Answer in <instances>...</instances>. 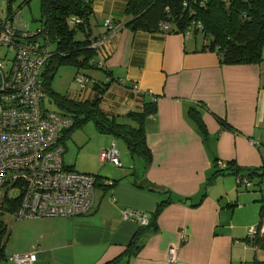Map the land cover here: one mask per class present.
Listing matches in <instances>:
<instances>
[{"label": "crops", "instance_id": "0c3cea01", "mask_svg": "<svg viewBox=\"0 0 264 264\" xmlns=\"http://www.w3.org/2000/svg\"><path fill=\"white\" fill-rule=\"evenodd\" d=\"M126 3L93 0L91 38L108 33L107 20L116 21L117 30L95 54L105 69L84 72L87 87L69 96L82 101L101 96L100 109L121 123H130L131 112L141 111L156 96L157 112L145 122L152 163L143 173L140 161L134 179L170 191L175 202L162 211L157 232L144 231L135 238L140 247L136 250L132 240L139 226L124 212H138L149 221L168 196L135 188L129 173L119 178L116 187L99 195L97 190L94 210L87 216L43 218L23 225L11 217L12 226L17 224L12 236L15 246L7 250L9 232L6 255L36 252L35 264H168L169 250L175 248V264L264 260L259 255L263 250L254 246L250 236L260 222L264 185L259 194L254 187L244 189L230 175L205 188L215 173L214 159L219 164L234 162L239 168H264V59L260 64L225 66L214 52H199V36L133 32L127 27ZM97 84L107 85L103 95L99 92L104 87L96 90ZM195 103L205 108L207 139L186 118ZM215 116L237 132L222 129ZM111 140H103L101 148L115 142L120 160L129 164L126 145L119 147L116 139ZM107 193L110 200L102 199ZM5 262L11 264L0 258V264Z\"/></svg>", "mask_w": 264, "mask_h": 264}, {"label": "trees", "instance_id": "16d2710c", "mask_svg": "<svg viewBox=\"0 0 264 264\" xmlns=\"http://www.w3.org/2000/svg\"><path fill=\"white\" fill-rule=\"evenodd\" d=\"M7 1L9 6L6 21L9 20L14 23V15L19 14V12H12V5L16 0ZM28 2L29 0H26L23 5L28 4ZM126 2L125 15L130 18L127 27L133 32L199 36L202 39V47L199 52H214L220 64L225 66L260 64L264 59V0H126ZM22 7L19 6V9ZM40 13V26L35 30V32H39L33 40L37 39L40 43L45 41L46 46L49 45V56H51L42 72L44 85L51 102L59 108L58 111L62 115L72 118L74 124L64 134L61 142L66 146L67 141L71 139L76 130L83 129L88 122H93L100 134L122 140L132 159L142 161V172L146 173L153 157L146 141L145 122L157 112L156 96H153L151 101L146 102L141 111L131 112L130 119H128L130 123H121L117 118H110L100 109L101 96L93 101L74 100L53 91L51 86L53 79L62 67H73L77 74L81 73L86 79L84 72L104 70L105 65L96 62L95 54L98 48H94V46L97 42L108 40L112 36L111 34H115L117 22L113 20L115 29L107 28L108 33L103 37L91 38L90 20L94 15L93 0H40ZM18 27L22 32H29L28 29ZM77 33H82L84 39L77 40ZM16 36L23 38L21 34ZM23 39L31 42L29 38ZM111 81H113L112 78L108 79L106 84L108 85V82ZM88 83L89 80L87 79L86 87ZM96 86H98L95 87L96 90L104 87L99 92V95H103L106 86L100 84ZM202 107L200 103H195L194 106L189 107L186 118L200 135L207 139L209 133L203 120L202 109L205 110V108ZM215 118L222 129L237 132L224 119L218 116ZM213 167L215 173L205 188L214 184L219 177L231 175L241 178L238 185L243 186L244 189L251 190L254 187L252 189L254 192L259 194L263 192L264 168H239L235 166L234 162L225 163V167L222 168L218 159H214ZM70 168L76 171L73 167ZM132 170L133 172L129 177L135 180H132L135 188L158 194L164 193L168 196L152 212L149 224L145 227H139L138 233L132 240V244L137 250L140 247L134 241L135 238L137 239L144 231L157 232L159 216L166 205L174 203L175 199L172 198L171 192L166 189L150 183L139 184L138 180L134 179L138 170L135 168ZM84 174L96 176V192L99 189L104 191L107 188H114L122 181L121 179L110 180L107 177L92 173ZM244 180L251 183L252 187L249 188L247 184H244ZM19 203L20 201L17 199L13 202L6 201L4 205L0 206L3 211L0 214V258L3 260H7L5 249L8 230L1 219L7 214L12 217L18 209ZM263 227L264 197L260 200V222L255 234L250 235L254 238V246L262 250H264V235L261 233ZM253 264H264V260L255 259Z\"/></svg>", "mask_w": 264, "mask_h": 264}, {"label": "built area", "instance_id": "2783aa9c", "mask_svg": "<svg viewBox=\"0 0 264 264\" xmlns=\"http://www.w3.org/2000/svg\"><path fill=\"white\" fill-rule=\"evenodd\" d=\"M105 26L115 29L113 20H107ZM20 30L9 20L0 24V47L14 51L11 60L0 58V206L19 199L12 216L16 221L87 216L95 207L96 176L73 171L64 163L66 150L61 139L74 124L72 118L48 107L51 100L42 72L51 57L49 45L33 40L39 31ZM105 41L97 42L94 48ZM76 82L83 90L87 79L78 73ZM134 91H138L136 87ZM100 159L121 167L115 142L102 150ZM219 165L225 167L224 163ZM243 182L252 187L248 181ZM124 215L139 227L149 224L146 216L138 212L126 210ZM185 240L184 235L182 241ZM6 258L11 264H35L37 253ZM176 262L177 250L171 248L168 264Z\"/></svg>", "mask_w": 264, "mask_h": 264}, {"label": "rangeland", "instance_id": "374dc122", "mask_svg": "<svg viewBox=\"0 0 264 264\" xmlns=\"http://www.w3.org/2000/svg\"><path fill=\"white\" fill-rule=\"evenodd\" d=\"M26 0H16L12 5V12L19 14L14 18V23L17 26H21L24 29H28L29 32H35L37 28H39L40 23L39 19L41 16L40 13V0H29L28 4H24ZM8 1L0 0V22L6 21L8 16ZM19 6H23L19 9ZM19 10V11H18ZM77 40H83V34L77 33ZM14 57V51L12 49H7L4 47H0V58L3 60H11ZM76 69L73 67H62L58 71L57 75L52 81V89L60 95L69 96L70 94L79 93L81 91L80 85L75 81ZM70 98V96H69ZM48 107L52 110H59V108L51 102L48 104ZM113 139L111 136L100 134L93 122H88V124L80 130H76L73 134L72 138L67 141L66 144V152L63 156L64 163L68 167H73L74 170L80 173H92L95 175H101L109 178L110 180H119L120 177L131 174L133 172L132 168L138 167L140 165V160L132 159L128 151L127 155L130 158L129 164H126L123 159H121L122 167H116L110 162H102L100 161V151L101 149L109 148H101V143L103 140H111ZM119 147L125 146L122 140H117ZM112 142V140H111ZM126 149V146L123 149ZM127 150V149H126ZM135 166V167H134ZM251 188V187H249ZM101 189L98 190L97 194L99 195ZM251 192V191H250ZM104 200H110V193H107L103 196ZM148 215V214H146ZM8 226V234L11 232V237L7 244V250L12 249L15 244L13 242V234L16 229V225L12 226V218L9 214L4 215L1 219ZM31 221V220H25ZM21 222V223H19ZM24 221H16L19 225H23ZM41 228H39L40 230ZM7 238V237H6ZM4 241V239H3ZM8 252V251H7ZM15 254V253H14ZM7 255H13L8 254ZM20 255V253H19ZM260 257L264 259V250L259 252ZM250 263L253 260V254L250 253ZM4 264H8L5 262Z\"/></svg>", "mask_w": 264, "mask_h": 264}, {"label": "water", "instance_id": "95a60500", "mask_svg": "<svg viewBox=\"0 0 264 264\" xmlns=\"http://www.w3.org/2000/svg\"><path fill=\"white\" fill-rule=\"evenodd\" d=\"M102 23H103V22H101V25H102ZM104 25H105V23H104Z\"/></svg>", "mask_w": 264, "mask_h": 264}]
</instances>
